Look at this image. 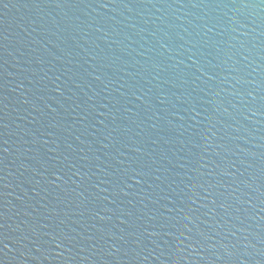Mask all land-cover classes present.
Instances as JSON below:
<instances>
[{
    "label": "water",
    "instance_id": "water-1",
    "mask_svg": "<svg viewBox=\"0 0 264 264\" xmlns=\"http://www.w3.org/2000/svg\"><path fill=\"white\" fill-rule=\"evenodd\" d=\"M0 264H264V0H0Z\"/></svg>",
    "mask_w": 264,
    "mask_h": 264
}]
</instances>
